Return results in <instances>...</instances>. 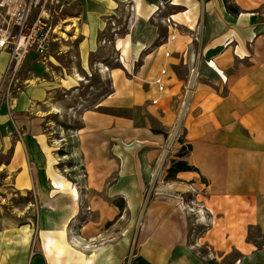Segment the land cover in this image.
Listing matches in <instances>:
<instances>
[{
    "label": "crops",
    "instance_id": "1",
    "mask_svg": "<svg viewBox=\"0 0 264 264\" xmlns=\"http://www.w3.org/2000/svg\"><path fill=\"white\" fill-rule=\"evenodd\" d=\"M62 1L70 35L79 37L72 68L97 70L112 91L83 112L74 146L62 153L38 111L55 89L73 88L80 78H24L19 85L18 76L13 87H2L0 192L13 205L0 215V264H125L132 239L121 221L142 213L148 171L175 126L192 69L200 78L182 131L194 170H179L173 186L182 194L199 191L195 199L212 211L210 245L237 247L241 264H264V238L252 234L257 228L264 235V0H227L237 14L224 0ZM123 19L121 35L115 25ZM110 38L112 52L104 53ZM10 59L0 47V81ZM179 67L188 71L187 82ZM60 153L78 156L69 161L84 171L77 186L58 172ZM16 198L30 200L17 206ZM157 202L147 208L152 233L128 264L184 263V225L171 213L160 219Z\"/></svg>",
    "mask_w": 264,
    "mask_h": 264
},
{
    "label": "rangeland",
    "instance_id": "2",
    "mask_svg": "<svg viewBox=\"0 0 264 264\" xmlns=\"http://www.w3.org/2000/svg\"><path fill=\"white\" fill-rule=\"evenodd\" d=\"M262 13L264 14V8H262ZM63 18H65V16L63 17L62 14H60L57 20L61 30L64 31L67 36L59 38L54 42L50 52L46 56L34 57L31 53L32 56L31 54L29 55L20 72L4 84V90L7 91L9 87H13L18 78H21V81L18 83L19 85L24 78L31 80L27 81L31 84L42 83V81L60 83L61 78H66V74L75 75L78 80L80 78L77 86L73 88L59 86L55 89L47 102L43 104L38 111L39 117L42 119V129L50 137L52 144H54V148L58 150L57 152L66 153L67 149L70 150V148L74 146V144H72L73 135H75L83 125V112L87 109L95 108L102 98L110 94L112 91V83L110 78L103 79L97 70L81 73V71H76V69L72 68L78 63L77 44L79 37L73 38L70 35L72 30L70 26L67 25V21L63 20ZM116 26L120 27L121 35L125 34L127 22L125 23L124 19L119 21L115 27ZM112 42L113 39L110 38L105 42L106 45L103 44L104 53L112 52ZM117 62L118 58L115 56L113 59L114 65L117 64ZM177 72L180 76L185 78L184 80L187 82L189 75L188 71L183 67H179ZM199 78L200 77L197 76L196 80ZM196 86L195 83L193 92ZM184 134L185 132H183L182 129L179 133H176L172 127L170 134L167 135L166 143L161 146V153L156 160L154 168L148 171L149 179L145 188L142 213L138 215V218L127 215L121 221V231L124 234L129 233L128 236L132 239L130 241L132 247L125 264H128L131 255L139 249L140 242L142 238H145V234L152 233L146 226L153 217V215L147 213V208L149 206L148 203L157 200V205H159L157 211L161 214L159 216L160 219L162 215H164L163 213H166L165 216H167V213H171L170 215L173 217L176 225H184V230L182 232L186 242L185 252L179 256L185 257L183 260L184 263L182 264H241L242 253L237 247H214L210 245L209 240L206 239L205 235L208 233L210 226L215 224V220L214 218L211 219L208 217L207 214L211 212H209V207L203 205L204 201L197 198V200L195 199V195H198L199 193L197 192L199 191L196 192L195 190L189 194H182L179 192L180 190H177L173 186V181L179 180L176 178V174L179 170H194V167L188 165L185 161V158L189 154V148L188 145L185 144ZM62 153L59 154L61 157L57 164V170L59 173L67 176V178L77 186L79 182L77 181L78 175H84V171L81 170V166H70L69 161L70 159H77L78 156L64 157ZM78 171L79 174L77 175ZM70 181L67 180L69 185L68 188L72 190L74 188ZM3 184V178L0 177V189ZM1 194L2 192H0V215L5 213L4 210L10 212L12 208L8 209V207H12L13 205V200L8 201L4 199ZM14 200L17 206H23L26 205L30 199L16 198ZM85 204V202H82V208L84 206L86 207ZM163 204H165V209ZM158 215H155V217ZM116 223H118V221ZM160 223H163V221H160ZM111 224L112 223L108 224V226ZM125 228H127V230H125ZM252 234H255V236L261 235L262 238H264L263 233L257 228L252 230ZM79 242L82 243L81 241ZM82 244H84L85 247L92 248V250L95 247L92 243ZM95 245L98 246V244ZM74 246L76 248H83V246L79 244H75Z\"/></svg>",
    "mask_w": 264,
    "mask_h": 264
},
{
    "label": "built area",
    "instance_id": "3",
    "mask_svg": "<svg viewBox=\"0 0 264 264\" xmlns=\"http://www.w3.org/2000/svg\"><path fill=\"white\" fill-rule=\"evenodd\" d=\"M63 8L62 0H0V47L9 49L11 55L10 67L0 81V92L4 84L20 72L31 53L46 56L54 42L67 36L57 20ZM191 73L183 107L173 128L176 133L182 129L195 75H198L195 69ZM158 83L161 85V80Z\"/></svg>",
    "mask_w": 264,
    "mask_h": 264
},
{
    "label": "trees",
    "instance_id": "4",
    "mask_svg": "<svg viewBox=\"0 0 264 264\" xmlns=\"http://www.w3.org/2000/svg\"><path fill=\"white\" fill-rule=\"evenodd\" d=\"M225 1V4H226V6H227V8H228V10H230V11H232V12H234V13H239V10L238 9H236L235 7H232L229 3H228V1L227 0H224Z\"/></svg>",
    "mask_w": 264,
    "mask_h": 264
}]
</instances>
